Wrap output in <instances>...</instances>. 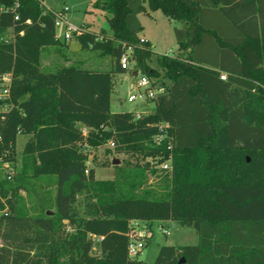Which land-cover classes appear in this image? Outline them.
<instances>
[{"label": "trees", "instance_id": "obj_1", "mask_svg": "<svg viewBox=\"0 0 264 264\" xmlns=\"http://www.w3.org/2000/svg\"><path fill=\"white\" fill-rule=\"evenodd\" d=\"M0 6V75L10 74L0 160L13 161L17 135H27L22 153L33 158L32 177H51L55 186L53 211L26 215L0 201V264H147L128 255L132 222L139 220H174L198 235L194 245L160 246L151 264H264V0H101L96 6L108 14L110 34L87 30L75 39L111 56L109 70H40L42 48L58 42L53 15L38 0ZM155 10L183 23L173 29L180 55L156 54L157 67L149 65L153 51L140 41L137 19ZM127 48L133 71L166 88L137 118L110 110ZM161 122L171 149L152 143ZM110 141L111 150L143 165L95 179L86 161ZM169 156L165 192L140 189L145 169L157 171L145 158ZM19 189H26L22 181L14 185Z\"/></svg>", "mask_w": 264, "mask_h": 264}, {"label": "rangeland", "instance_id": "obj_2", "mask_svg": "<svg viewBox=\"0 0 264 264\" xmlns=\"http://www.w3.org/2000/svg\"><path fill=\"white\" fill-rule=\"evenodd\" d=\"M101 0H43L41 10L45 7L59 9L68 7L66 17L77 25L87 26L95 32L104 31L109 35L110 30L107 23L108 14L97 7ZM146 5V1L144 2ZM137 19L141 25L139 36L146 38L153 51L149 65L157 67L154 60L156 54H168L170 56L180 55L176 46L174 27H180L177 20L168 19L160 10L139 13ZM129 56V69L122 73H116L113 77V90L110 95V110L115 111H138L139 114L148 113L153 110L154 103L146 100L143 103L128 102L127 96L136 90L135 78L132 77L134 62L130 49H126ZM78 65L83 68L109 70L114 66V60L109 55H101L97 50L82 49L75 37L64 41L59 39L55 45L45 46L40 53L39 68L43 71H53L56 68L67 65ZM28 136L18 134L16 137L15 159L13 161L0 160V183L5 191V196L0 195V201L9 199L14 207L26 215H36L41 209L47 212L54 210L55 186L51 177H32V156L22 153L23 145ZM109 143V142H108ZM107 144L101 145L93 150L86 161L95 171V179H112L120 171L141 167L143 161L137 160L135 156L116 153ZM109 147V148H108ZM109 149V152H106ZM117 159L118 164L111 163ZM150 164V158H145ZM115 166H119L117 171ZM151 167V166H150ZM150 167L145 169L146 181L140 186L154 190L157 194L165 192L163 177L166 172L157 169L156 174H150ZM22 181L26 189L14 191V185ZM84 199L83 195H77L76 206L81 211ZM7 208V204H4ZM64 224L67 221H63ZM134 239L143 242L144 246L137 254V259L151 264L162 245H194L198 242V235L191 226H182L174 220L135 221ZM66 230V229H65ZM94 243L91 250L97 252ZM91 252V251H90ZM95 255V254H93Z\"/></svg>", "mask_w": 264, "mask_h": 264}, {"label": "built area", "instance_id": "obj_3", "mask_svg": "<svg viewBox=\"0 0 264 264\" xmlns=\"http://www.w3.org/2000/svg\"><path fill=\"white\" fill-rule=\"evenodd\" d=\"M40 6L43 5V0H38ZM15 7H17V2H15L12 10L14 11ZM6 10L5 7L0 6V11ZM68 7L63 6L59 9H53L51 7H45L44 11H49L53 15V26H54V37L55 39L59 40L62 39L67 41L81 33L87 31L86 27L83 25H77L72 23L66 17L68 12ZM18 15L14 13L13 19L17 20ZM9 38L12 37V34H9ZM140 41H143L140 38ZM130 49V48H128ZM129 54L125 51L119 58V65L121 69L127 71L129 69ZM133 71V70H132ZM136 74L133 76L135 78V86L136 90L130 92L127 96L128 102H135V103H143L146 100H153L159 95H163L166 92V88L164 85L157 82L155 78H149L146 75L138 72L133 71ZM226 74L220 72L219 78L224 80ZM9 87H10V74L6 73L0 75V101H2V105L0 106V111H6L10 108L9 100ZM134 116L137 118L140 116L138 111H133ZM167 127L168 124L166 122H161L157 124V133L152 136L151 140L152 143L156 146H161L162 143H166V148L171 149L172 147V140L170 136H167ZM110 147L113 146V143L110 141L108 143ZM150 164L160 170L170 171L171 170V157L169 156L167 159L157 162V160L150 158ZM135 222V221H134ZM132 222V225L134 224ZM134 228L130 231L129 237L130 242L128 245V255L130 257H135L139 253V251L143 248L144 244L142 241L138 239H134Z\"/></svg>", "mask_w": 264, "mask_h": 264}, {"label": "crops", "instance_id": "obj_4", "mask_svg": "<svg viewBox=\"0 0 264 264\" xmlns=\"http://www.w3.org/2000/svg\"><path fill=\"white\" fill-rule=\"evenodd\" d=\"M82 25V24H81ZM183 26V23L182 22H180V27H182ZM86 27V29L87 30H89V31H93V32H95L94 30H92V29H90V28H88L87 26H85ZM180 27H178V28H180ZM139 37H141L143 40H145V41H148L146 38H144V37H142V36H139ZM149 42V41H148ZM177 46V45H176ZM122 74H124V73H122ZM134 76V72L132 71V77Z\"/></svg>", "mask_w": 264, "mask_h": 264}, {"label": "water", "instance_id": "obj_5", "mask_svg": "<svg viewBox=\"0 0 264 264\" xmlns=\"http://www.w3.org/2000/svg\"><path fill=\"white\" fill-rule=\"evenodd\" d=\"M136 73L134 72V75H135ZM111 163L112 164H114V165H116V164H118V160L117 159H112V161H111ZM63 221H66V220H63ZM91 254H97V252H94L93 250H91ZM131 258H134V257H131Z\"/></svg>", "mask_w": 264, "mask_h": 264}]
</instances>
